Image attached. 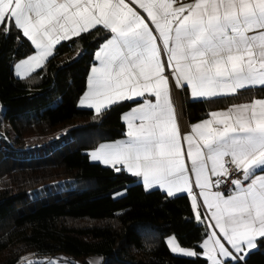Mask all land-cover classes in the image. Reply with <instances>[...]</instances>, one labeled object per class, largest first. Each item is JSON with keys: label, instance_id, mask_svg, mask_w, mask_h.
<instances>
[{"label": "snow or ice", "instance_id": "1", "mask_svg": "<svg viewBox=\"0 0 264 264\" xmlns=\"http://www.w3.org/2000/svg\"><path fill=\"white\" fill-rule=\"evenodd\" d=\"M175 3L0 0V33L15 29L34 46L35 53L16 65L23 76V66L42 67L62 41L101 25L109 30L111 38L95 54L99 66L93 67L80 104L97 114L119 101L138 107L126 117L128 141L101 145L92 159L141 177L146 189L159 187L168 196L188 192L197 219L201 208L211 217V234L201 244L211 264H246L248 253L264 240V99L239 106L234 122L230 113H212V120L193 126L194 136H181L169 92L172 84L190 89L193 98L264 88V0ZM234 173L233 194L212 191L226 182L221 177ZM167 243L173 252L198 255L175 238Z\"/></svg>", "mask_w": 264, "mask_h": 264}, {"label": "trees", "instance_id": "2", "mask_svg": "<svg viewBox=\"0 0 264 264\" xmlns=\"http://www.w3.org/2000/svg\"><path fill=\"white\" fill-rule=\"evenodd\" d=\"M109 35L98 26L62 41L42 67L18 78L15 64L35 49L15 29L0 33V264H21L30 253L63 255L70 264H92L95 255L99 264H207L201 247L207 229L187 195L148 190L137 177L93 162L87 153L121 139L122 115L137 104L124 101L100 114L78 105L95 52ZM254 97H264V88L244 90L221 106ZM187 112L196 121L208 106L190 101ZM59 126L65 133L50 137ZM53 183L64 188L34 194ZM170 236L198 255L174 253ZM246 264H264V240Z\"/></svg>", "mask_w": 264, "mask_h": 264}, {"label": "crops", "instance_id": "3", "mask_svg": "<svg viewBox=\"0 0 264 264\" xmlns=\"http://www.w3.org/2000/svg\"><path fill=\"white\" fill-rule=\"evenodd\" d=\"M193 2V0H185V1H176L175 5L174 6H179V4H189ZM138 11H142V10H139ZM145 19H146V23H148L149 25H151V21L148 20L146 18V13L143 14ZM102 26V25H101ZM154 28V25L152 26ZM109 31V30H108ZM110 32V31H109ZM111 33L110 35L108 36V38L100 45V47L96 50V52L98 50H100L102 48V46L106 43V41L111 38ZM59 45V44H58ZM56 45L54 47V51H55V48L58 46ZM34 47V46H33ZM35 49V48H34ZM95 52V54H96ZM35 53V50L34 52L29 55L28 57L32 56L33 54ZM28 57L18 61L14 68H13V76L14 74L16 73V77L18 78H21V77H25L27 76L28 74H30L31 72H33L30 68H28L26 65L23 66V71L26 73L25 75L21 76L19 74V72L21 70H18L16 68V65L17 64H20L21 62L25 61ZM49 58V57H48ZM47 58V59H48ZM165 61L167 60V57H164ZM44 64V63H43ZM99 66V62L96 60L95 58V63L90 67V70L88 72V78H87V85H86V88L82 94V96L80 97L79 101H78V105L82 108H88L87 106H82L80 104V100L84 97L85 93L88 91V88H89V81H90V78L92 76V69L93 67H98ZM38 69V68H37ZM15 72V73H14ZM168 75H171V72L170 70L167 72ZM255 88H259V86H255V87H250V88H245V89H241L239 91H237L236 93L234 94H226V95H219V96H215V97H211V96H208V97H199V98H193L191 96V90L190 89H179L178 87L175 86V84H172L170 86V92H169V100H170V107L172 108L173 110V114H174V120H175V123L177 124L178 128H179V131L181 133V136L183 135H192L194 136L195 134L192 132V128L193 126L197 125V124H200V123H203L204 121L206 120H212V113H218V114H228L230 113L233 117V122L235 120V115H236V111L237 109L239 108V106H245V105H251V103L254 101V100H262L264 99V97H254L252 98L251 100H244V101H238V102H234L232 104H229V105H226V106H221L223 102V100L225 99H228V98H231V97H234L236 95H239L241 96L242 95V92L244 90H248V89H255ZM145 98H148V99H151V100H154V97H149L147 93H145ZM138 99H143V98H138ZM128 101H131V100H128ZM190 101H205L207 106H208V112L206 114L205 117L201 118V119H198L196 121H192L190 120L189 118V115H188V112H187V104L188 102ZM121 102H124V101H119L117 102L116 104L118 103H121ZM115 105V104H113ZM112 105L110 106H106L105 108H103L101 110V113L106 111L107 109H109ZM138 107V104L134 105L130 110H128L127 112H125L123 115H122V119L125 123V134L124 136L117 140V141H113V142H107V143H103L101 145H111V144H117V143H120V142H127L128 141V136H127V132H128V122L126 120V117L127 115L131 112V110L133 108H136ZM88 109H92L95 113V109L94 108H88ZM250 115V113H249ZM138 123V122H137ZM213 127H222V125H216L214 124ZM101 145L97 146L96 148L94 149H91V150H87V153L91 159V161L93 162H97V163H101L102 165L104 166H109L111 167L110 165H105L104 163L100 162V161H95L92 159L91 157V153L93 151H95L96 149H98ZM187 148H188V144L187 142H183V149L184 151L186 152L187 151ZM188 166L190 167V162H188ZM117 167H120V165H117ZM126 171V170H125ZM128 174L132 175L131 173H129L128 171H126ZM133 176V175H132ZM136 177V176H135ZM140 182L143 184V186L145 187L144 183H143V179L141 177H137ZM213 180L217 179V177H212ZM191 180L192 182L194 183V180H195V177L192 176L191 177ZM146 188V187H145ZM152 189H160L159 187H153V188H148V190H152ZM161 191H163L166 195H167V192L166 190H163V189H160ZM196 193L199 194L200 192V189H195ZM212 191H217L216 188H213ZM233 194V193H232ZM177 195H187L189 198H190V201H191V205L193 204V200H192V196L188 193V192H177L175 193L173 196H177ZM168 196V195H167ZM173 196H168V197H173ZM199 203L202 205L203 204V197L200 196L199 197ZM192 210H193V213H194V216H195V219L199 222H201V220H203V223L207 229V235H210L211 234V231L212 229L210 227H208L209 225V222L211 220V217H210V214L208 213L207 209L206 208H201V219H197V214H196V211L193 209V206H192ZM204 216H208V219H204ZM212 224H214V221H211ZM218 231V229H217ZM171 238H175L176 240V243L180 246V244L178 243V240L176 239L175 236H170L168 237V240L171 239ZM207 238V237H206ZM222 239V238H221ZM203 243V242H202ZM226 243V242H225ZM181 248L185 249V250H191V251H195L194 249H190V248H184L182 246H180ZM230 247V246H229ZM171 248V247H170ZM256 249V248H255ZM255 249H252L251 251L255 250ZM250 251V252H251ZM205 250L202 248V255L207 259L206 255L204 254ZM174 253H177V252H174ZM35 254H44V253H35ZM177 254H180V253H177ZM57 256H60L59 254ZM63 260V259H62ZM64 262V260H63ZM100 262H97L96 264H99ZM66 264V263H65ZM207 264H211V262L207 259Z\"/></svg>", "mask_w": 264, "mask_h": 264}, {"label": "rangeland", "instance_id": "4", "mask_svg": "<svg viewBox=\"0 0 264 264\" xmlns=\"http://www.w3.org/2000/svg\"><path fill=\"white\" fill-rule=\"evenodd\" d=\"M15 73V72H14ZM16 73L14 74V77H16ZM58 132V133H57ZM55 134L51 135L50 137L55 138V137H59L61 135H63L65 133V131L62 130V127L59 126L58 131ZM48 138L42 139L39 142L36 141V144H41L42 142L47 141ZM45 152L46 149L43 148V150L37 149V150H32L29 151L25 156H32L34 154V156H37V154L41 153V152ZM59 188H64L63 184L60 183H53L52 185H49L48 188H44V189H39L37 192H35L34 194L37 195H45L49 192H52L53 190H57ZM177 254V253H176ZM182 255V254H179ZM184 256V255H183ZM64 262H63V260ZM102 260V258L100 256H90L89 257V261L92 264H96L97 262H100ZM49 262H52V264H70L68 262V260L66 258H64L63 255L57 256V255H49V254H35V253H30L27 254L26 256H24L22 258L21 264H49Z\"/></svg>", "mask_w": 264, "mask_h": 264}, {"label": "built area", "instance_id": "5", "mask_svg": "<svg viewBox=\"0 0 264 264\" xmlns=\"http://www.w3.org/2000/svg\"><path fill=\"white\" fill-rule=\"evenodd\" d=\"M176 1H185V0H176ZM237 178V174H233L231 177H221V179H225L226 182L221 184L219 188H216L217 191L223 192L226 196L231 195L233 193L234 186L231 185V179Z\"/></svg>", "mask_w": 264, "mask_h": 264}]
</instances>
